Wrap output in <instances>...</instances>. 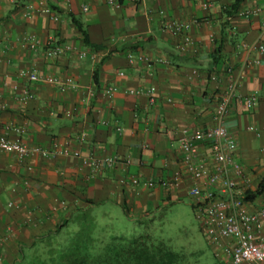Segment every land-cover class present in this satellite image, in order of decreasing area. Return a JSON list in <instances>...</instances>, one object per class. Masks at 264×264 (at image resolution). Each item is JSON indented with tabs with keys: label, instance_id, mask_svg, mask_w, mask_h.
<instances>
[{
	"label": "crops",
	"instance_id": "crops-1",
	"mask_svg": "<svg viewBox=\"0 0 264 264\" xmlns=\"http://www.w3.org/2000/svg\"><path fill=\"white\" fill-rule=\"evenodd\" d=\"M116 2L0 0V136L48 151L47 157L25 160L0 153L3 264L21 248L58 233L76 216L97 208L108 215L114 206L142 222L184 197L193 204L188 194L192 180L183 170L179 139L185 128L215 125L227 67L241 84L226 127L237 141V157L256 191L264 182V54L255 48L264 41V0ZM234 5L238 11L228 15ZM256 8L260 15L250 19L238 15ZM76 22L94 49L84 45L85 36ZM168 24L184 25L196 53H180L182 36H173ZM216 43L222 45L217 66L212 55ZM69 45L74 50L55 58L48 54L55 46ZM81 50L87 52L84 59L78 56ZM128 53L145 60L131 64ZM253 60L260 65H246ZM24 70L41 76L70 75L74 82L64 91L21 77ZM216 72L222 81L211 80ZM151 86L159 94L154 107L145 95L129 94ZM108 88L116 89L113 101L104 95ZM252 95L256 103L248 110L244 101ZM168 98L173 102L168 103ZM67 110L71 116L65 114ZM83 132L87 137L82 142ZM198 147L201 161L211 165L210 146L199 143ZM59 149L80 151L84 157L90 152L97 157L116 155L130 164L96 174L79 159L54 155ZM124 177H139L141 184L122 186ZM174 180L171 188L163 185ZM263 205L264 192L246 202L251 212Z\"/></svg>",
	"mask_w": 264,
	"mask_h": 264
},
{
	"label": "built area",
	"instance_id": "built-area-1",
	"mask_svg": "<svg viewBox=\"0 0 264 264\" xmlns=\"http://www.w3.org/2000/svg\"><path fill=\"white\" fill-rule=\"evenodd\" d=\"M111 5H117L116 0H109ZM88 11V8H84ZM261 9H244L238 12L241 18L250 19L260 15ZM57 20V17H53ZM166 29L173 36H182L179 45L181 54L196 53V44L186 34L184 25L168 24ZM257 50L264 54V41L256 45ZM66 50H74L72 46H55L50 49L49 56L55 58ZM80 59L87 57V52H77ZM128 61L133 64L137 61H144L143 56L135 57L132 53L127 55ZM259 60L248 61L247 66L253 68L260 65ZM227 85L225 91L220 95L215 109V125L206 129H183L179 139L180 159L185 174L192 180L188 190L193 200L197 219L200 221L210 246L214 249L216 256L222 264H264V205L256 211H249L246 207L244 195L247 192H255L252 179L247 175L246 170L237 157L238 144L226 127V119L233 102L238 99V90L241 84L240 77L236 76L230 67L224 69ZM197 72H195L196 74ZM20 76L29 79L31 82L44 81L48 84L67 90L74 82L72 76L65 77L58 74L38 75L36 72L21 71ZM215 82L222 81L217 72L211 76ZM116 89L108 88L104 95L113 101ZM130 95H145L151 107L159 102L158 90L151 86L146 91L130 90ZM32 96L23 99L27 102ZM173 102L172 98L166 100ZM245 106L252 110L256 103V96L252 95L245 99ZM67 116L72 115L71 110L65 112ZM118 131L120 129H117ZM255 132V128L251 127ZM264 130V129H263ZM87 134L81 133L80 141H85ZM208 144L211 149L212 164L201 161L198 144ZM0 153H10L25 160L31 157H47L48 151L40 146H30L19 140H10L6 136H0ZM54 155H70L79 159L83 166L91 167L98 174L107 168H113L119 164H130V161H123L116 155H105L97 157L90 152L83 156L80 151L55 150ZM176 183L166 181L163 185L171 188ZM122 186H139L141 178H122ZM2 242L0 243V246ZM2 257L0 258V262Z\"/></svg>",
	"mask_w": 264,
	"mask_h": 264
},
{
	"label": "rangeland",
	"instance_id": "rangeland-1",
	"mask_svg": "<svg viewBox=\"0 0 264 264\" xmlns=\"http://www.w3.org/2000/svg\"><path fill=\"white\" fill-rule=\"evenodd\" d=\"M105 209L97 208L91 213L76 216L74 220L58 233L40 239L38 244L51 246L56 241L70 242L80 240L96 251L111 242L115 237H135L141 235L149 222L130 219L123 211L111 206L110 213L105 215ZM156 216L152 222L153 237L163 239L176 251H186L196 254V258L204 264L221 263L214 257V249L210 246L205 231L197 219L191 199L184 197L180 201L153 212ZM57 243V242H56ZM31 248L24 247L29 253ZM46 251V248L44 252ZM43 252V253H44Z\"/></svg>",
	"mask_w": 264,
	"mask_h": 264
},
{
	"label": "trees",
	"instance_id": "trees-1",
	"mask_svg": "<svg viewBox=\"0 0 264 264\" xmlns=\"http://www.w3.org/2000/svg\"><path fill=\"white\" fill-rule=\"evenodd\" d=\"M238 2V6H239ZM234 5L228 12L232 15L238 11V6ZM79 30L84 34V45L91 49L95 47L89 43L86 33L78 22ZM213 50L214 63L217 64L222 52V45L216 43ZM217 66V65H216ZM213 72V71H212ZM212 75V74H211ZM210 75V78H211ZM97 79V77H96ZM264 192V182L259 184L255 192H247L244 195L245 202H252ZM193 209L195 210L193 204ZM149 222L144 227L141 235L135 237H115L110 243L93 251L88 246V241L71 239L70 242L56 241L48 246L32 242L28 248L29 253L24 252V247L18 250L14 259H8L6 264H204L196 258V254L186 251L174 250L166 241L153 237L151 232L153 218L147 219ZM46 248V251L44 252ZM44 252V253H43ZM214 257L217 259L216 254ZM1 258V256H0ZM4 259L0 264H3ZM222 264V263H214Z\"/></svg>",
	"mask_w": 264,
	"mask_h": 264
}]
</instances>
